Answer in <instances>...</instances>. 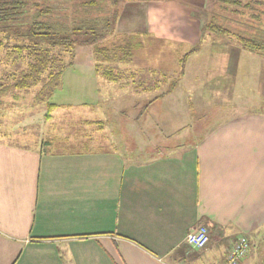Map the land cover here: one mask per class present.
I'll use <instances>...</instances> for the list:
<instances>
[{
    "label": "crops",
    "instance_id": "crops-1",
    "mask_svg": "<svg viewBox=\"0 0 264 264\" xmlns=\"http://www.w3.org/2000/svg\"><path fill=\"white\" fill-rule=\"evenodd\" d=\"M124 1L142 7L140 33L179 48L199 44L196 52L209 36L202 13L264 7V0ZM235 42L208 58L210 78L231 75L229 92L207 90L216 102L233 99V115L212 128L198 121L196 136L168 154L143 161L127 154L119 120L84 121L93 130L80 144L65 136L40 146L0 140V264H218L238 236L249 244L238 264H254V250L264 249V58ZM102 143L106 150L95 154ZM199 226L208 243L191 249L185 237Z\"/></svg>",
    "mask_w": 264,
    "mask_h": 264
},
{
    "label": "rangeland",
    "instance_id": "rangeland-1",
    "mask_svg": "<svg viewBox=\"0 0 264 264\" xmlns=\"http://www.w3.org/2000/svg\"><path fill=\"white\" fill-rule=\"evenodd\" d=\"M220 7L222 8H219L218 14L223 17L204 12L201 14L203 22L211 20L230 32L251 33L250 26L246 24V14L240 15L233 11L240 9L245 13V9L229 6L226 10L223 9L224 6ZM262 12V7H255L249 14L261 13L263 20L255 21L264 29ZM118 13L112 32L106 35L100 45L107 44L119 33L134 36L131 62L127 65H106V69L111 67V70L121 74V81L109 83L97 76L93 67L92 47L76 46L72 66L64 71L59 86L47 99V102L57 106L50 119L46 120L44 117L45 103L36 104L33 99L40 86L28 93H11L3 98L4 106L0 110L1 141L40 146L52 141L54 136H65L75 144H80L83 143L81 137L93 130L84 125V121L108 123L119 120L124 126L121 133L125 138L121 137L123 142L125 139L127 154H133L136 159L143 161L150 159L153 154H168V150L190 132L195 137L194 125L198 121L205 120L207 127L212 128L233 115L230 104L233 99L230 100L226 95L216 102L215 96H210L207 91L230 90V74L222 78L209 77L215 72L208 71L212 66L208 58L213 56L211 51L222 49L220 43L229 41L233 48L236 47L233 36L209 33V39L219 43L210 42L207 37L200 52L189 54L187 63L183 66L184 74L179 75V61L190 49L168 45L142 34L144 17L141 6L121 0L118 3ZM3 36L4 33H0V38ZM215 45L219 47H214ZM7 51L0 47V80L4 81L6 76L16 75L26 67L21 60L13 62L7 56ZM203 99H211L208 103L214 104H205L204 109L199 110ZM177 131L180 136H176ZM203 131L202 129L200 132ZM167 135L171 137H166ZM94 150L95 154L106 150L104 143ZM251 262L264 264V249L258 252L254 250Z\"/></svg>",
    "mask_w": 264,
    "mask_h": 264
},
{
    "label": "trees",
    "instance_id": "trees-1",
    "mask_svg": "<svg viewBox=\"0 0 264 264\" xmlns=\"http://www.w3.org/2000/svg\"><path fill=\"white\" fill-rule=\"evenodd\" d=\"M121 0H0V47L7 51L13 62L21 60L26 67L18 74L0 80V110L3 98L11 93H28L37 86L34 96L36 104L45 103V119L56 105L47 102L50 94L59 86L64 71L73 64L76 46L92 47L95 74L109 83L121 81V74L106 65L129 64L133 56L134 36L119 33L110 42H100L110 34L116 23L118 3ZM230 3H237L229 0ZM238 14H246L251 33L230 32L215 22H205L203 32L233 36L239 45L264 58V29L255 20H263L261 13L252 14L255 5L238 6ZM262 14L264 15V7ZM231 13V12H230ZM216 17L223 15L214 13ZM214 21V20H212ZM255 22V24H254ZM199 44L179 61L183 75L186 57L198 50ZM68 60V61H67ZM91 123V122H88Z\"/></svg>",
    "mask_w": 264,
    "mask_h": 264
},
{
    "label": "built area",
    "instance_id": "built-area-1",
    "mask_svg": "<svg viewBox=\"0 0 264 264\" xmlns=\"http://www.w3.org/2000/svg\"><path fill=\"white\" fill-rule=\"evenodd\" d=\"M184 241L191 249L204 248L208 243L207 228L199 226L195 230L190 231ZM248 251V241L243 236H238L232 241L223 260L218 264H238L247 255Z\"/></svg>",
    "mask_w": 264,
    "mask_h": 264
}]
</instances>
